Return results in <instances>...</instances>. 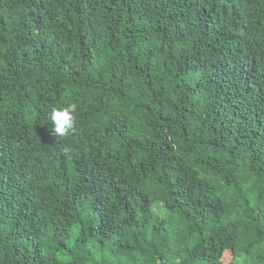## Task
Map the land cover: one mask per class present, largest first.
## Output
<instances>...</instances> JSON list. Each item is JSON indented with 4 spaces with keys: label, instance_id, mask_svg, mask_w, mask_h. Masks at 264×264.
Returning a JSON list of instances; mask_svg holds the SVG:
<instances>
[{
    "label": "trees",
    "instance_id": "trees-1",
    "mask_svg": "<svg viewBox=\"0 0 264 264\" xmlns=\"http://www.w3.org/2000/svg\"><path fill=\"white\" fill-rule=\"evenodd\" d=\"M241 257L264 264V0H0V264Z\"/></svg>",
    "mask_w": 264,
    "mask_h": 264
},
{
    "label": "clouds",
    "instance_id": "clouds-1",
    "mask_svg": "<svg viewBox=\"0 0 264 264\" xmlns=\"http://www.w3.org/2000/svg\"><path fill=\"white\" fill-rule=\"evenodd\" d=\"M76 111L77 105L69 103L67 106L53 107L49 113V119L52 121V134L55 137L67 138L76 131ZM243 257L237 258L235 264H241Z\"/></svg>",
    "mask_w": 264,
    "mask_h": 264
},
{
    "label": "rangeland",
    "instance_id": "rangeland-1",
    "mask_svg": "<svg viewBox=\"0 0 264 264\" xmlns=\"http://www.w3.org/2000/svg\"><path fill=\"white\" fill-rule=\"evenodd\" d=\"M155 211H156L157 213H159L160 215H165L164 212H163V209L161 208L160 205L155 206ZM225 256H226V254L224 255V259H225ZM241 264H247V263H246V259H242V260H241Z\"/></svg>",
    "mask_w": 264,
    "mask_h": 264
}]
</instances>
